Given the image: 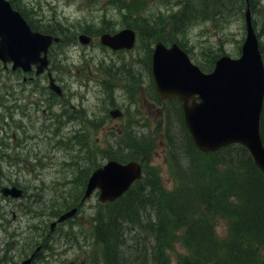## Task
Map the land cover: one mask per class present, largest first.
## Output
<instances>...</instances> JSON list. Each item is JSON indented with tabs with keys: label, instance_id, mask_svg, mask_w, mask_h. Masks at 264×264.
<instances>
[{
	"label": "rangeland",
	"instance_id": "1",
	"mask_svg": "<svg viewBox=\"0 0 264 264\" xmlns=\"http://www.w3.org/2000/svg\"><path fill=\"white\" fill-rule=\"evenodd\" d=\"M16 1L35 24L65 29L62 32L67 41L51 53L55 78L67 90L63 102L81 109L86 124L96 122L105 108L127 110V116L112 118L103 131L101 126L86 127L78 120L64 123L60 128L47 120L53 115L51 111L42 126L43 122L38 121L40 112L27 109L30 83L23 80L27 74L12 71L10 64L6 68L0 62V185L17 181L30 186L22 199L6 198L0 193V253L9 251L16 264H24L38 244L34 243L36 239L42 241L38 245L43 248L31 264H106L102 246L95 243L94 237L97 214L106 211L108 206L99 199L98 191L75 216L53 230L50 225L73 203L77 193L85 190L84 174L88 166L83 165L84 157L93 158L91 163L104 162L105 151H111L112 155L118 148L110 143L116 142L114 135L119 133L118 128H133L152 138L150 167L158 173L162 190L174 188L175 179L170 172L164 138V106L152 102L155 90L151 85L149 49L156 40L153 42L142 32L135 49L113 51L101 44L100 34L106 28L114 32L124 26H135L136 20L143 25L141 19L146 18L151 25L154 22L163 35L158 40L168 44L178 39L185 42L192 59L205 64L212 53L220 49L233 57L239 55L245 37L244 12L233 14L227 22L202 19L188 22L184 27L179 23L174 28L168 22L180 8L175 0H124L133 3L134 12L124 9L123 0ZM256 6L252 16L260 41L264 42V0H258ZM81 33L93 36L94 41L81 44L78 40ZM172 117L171 123L177 131L179 122L174 113ZM78 132L86 136V143L79 151L78 146L71 149L64 141H74ZM72 152L77 153L76 156ZM35 207H41L45 214L42 210L36 212ZM54 212L59 214H52ZM163 215H166L164 211L159 223L165 218ZM42 219L47 222L44 235L39 230ZM214 221L219 238L226 237L230 220L217 215ZM168 230L173 236L168 233L164 253L170 264H178V257L184 255L187 248L178 231L171 227ZM126 232V244L134 246L144 240L134 230L126 229ZM150 241L154 243L153 238Z\"/></svg>",
	"mask_w": 264,
	"mask_h": 264
},
{
	"label": "trees",
	"instance_id": "2",
	"mask_svg": "<svg viewBox=\"0 0 264 264\" xmlns=\"http://www.w3.org/2000/svg\"><path fill=\"white\" fill-rule=\"evenodd\" d=\"M257 2L258 0H250L253 7ZM175 4L180 6L179 11L171 15L168 23L177 28L179 23L184 27L188 22L202 19L216 23L227 22L233 14L243 13L246 1L175 0ZM125 6L129 12L135 11L133 3ZM141 22L144 27L136 20L135 24L138 26L135 25V28L140 33L143 32V36H150L153 42L163 38L154 22L151 25L146 18H142ZM151 50L152 47L149 53ZM215 58L213 55L210 58L212 61L204 65L203 69H211ZM174 103L177 105L174 115L181 131H175L174 128L171 130L169 125L167 134L171 138V145L174 144L170 149V161L176 186L163 191L160 177L153 171L152 175L145 176L143 182L131 188L123 197L108 204L106 211L98 212L94 237L95 243L102 246L106 264L126 262L128 254L121 250L127 239L126 229L129 232L134 230L137 236L144 239L140 240L142 256L136 264H170V259L164 253L168 233L173 236L168 227L179 232L182 243L188 249L187 254L180 256V264H264V173L242 145H230L214 153L200 151L184 124L180 103ZM261 133L264 140V110ZM74 138L72 144L69 143L71 149L75 147L77 139L82 141L84 135L79 132ZM149 143L143 132H127L118 139L119 145L134 146L128 153L130 158L146 156L148 159L151 154ZM136 149H139L140 155ZM106 153L109 158L117 157L113 156L114 153L109 155V151ZM72 154L76 156L77 153ZM126 158L127 156L118 159ZM99 164L100 162H96L90 165L84 179ZM81 197L82 192L77 193L68 208L79 205ZM231 197L236 200H231ZM34 210L43 211L41 207H35ZM163 211L166 215H163L165 218L159 223ZM55 213L59 214H52ZM216 215L227 217L231 221L229 233L224 238L217 235L214 221ZM43 220L40 222L44 225L39 222L42 235L45 234L44 227L47 223ZM151 238L154 243L149 242ZM34 240V243L42 242ZM138 243L137 241L136 244Z\"/></svg>",
	"mask_w": 264,
	"mask_h": 264
},
{
	"label": "water",
	"instance_id": "3",
	"mask_svg": "<svg viewBox=\"0 0 264 264\" xmlns=\"http://www.w3.org/2000/svg\"><path fill=\"white\" fill-rule=\"evenodd\" d=\"M246 39L238 58L222 56L213 72L205 73L193 64L187 53L176 43L170 47L158 41L153 52L152 71L160 97H179L184 117L195 143L204 151H213L230 143L239 142L250 148L259 166L264 170V147L260 136V116L264 100V61L258 37L246 10ZM88 42L86 36H81ZM58 37L35 31L9 0H0V59L14 62L28 70L33 62L41 60L39 70L47 64L40 58ZM132 29H123L111 35H102V42L115 49L134 45ZM192 99V100H191ZM135 162L122 165L110 160L96 169L87 183L85 197L96 188L101 189V200H113L131 181L139 176ZM3 193L18 197L22 190L4 187ZM73 208L59 217L72 216ZM31 257L24 264L29 263Z\"/></svg>",
	"mask_w": 264,
	"mask_h": 264
},
{
	"label": "bare ground",
	"instance_id": "4",
	"mask_svg": "<svg viewBox=\"0 0 264 264\" xmlns=\"http://www.w3.org/2000/svg\"><path fill=\"white\" fill-rule=\"evenodd\" d=\"M246 1V4H245V10L249 9L250 12L252 11H255L257 10V6L253 7L250 3V0H245ZM150 67V66H149ZM127 113V110H124L122 109L120 114L125 115ZM113 114V111L111 108H105L103 109V113L97 118L96 122H89V123H85L84 126L86 127H89V126H102L105 122H106V119L111 116ZM93 123V124H92ZM90 124V125H89ZM131 132H135L134 129H132ZM131 136H134L133 134H129ZM115 136V139H116V142H110L111 144H115L117 145L118 144V136L117 135H114ZM150 143H149V147H152L153 144H152V140H149ZM174 145V144H172ZM171 145V146H172ZM75 146L77 147L78 150H81L83 147H84V143L80 140V139H77L76 140V143H75ZM134 148V146H130V147H125V146H122L121 145H118V148L115 152V154H113V156H117V157H111L110 159L111 160H117L118 158H123L125 156L128 155V153ZM173 149V148H172ZM250 155L252 156L254 162L256 163V165L260 168V170L264 173V171L261 169V167L259 166L254 154L252 152H249ZM84 159H86L85 161V164H83L84 166H90V165H93L94 163H91L93 162V158L91 157H84ZM153 174V171H146L145 172V176H149V175H152ZM238 244V243H237ZM31 244L27 243V246H30ZM142 244L141 243H138L134 246L132 245H129V244H126V243H123V245L121 246V250L123 251V253H127V259H126V262L124 264H136L139 257L142 256V253H141V247ZM240 246V245H239ZM236 247V246H235ZM28 250V249H27ZM9 254V255H8ZM211 255V254H210ZM226 256V255H225ZM237 256V255H236ZM228 259V258H227ZM213 260V259H212ZM205 261V260H204ZM106 263V262H105ZM225 263V262H224ZM0 264H16V260L11 256V254L9 253V251H4L3 253H0ZM222 264V263H221ZM227 264V263H226ZM238 264V263H237Z\"/></svg>",
	"mask_w": 264,
	"mask_h": 264
},
{
	"label": "flooded vegetation",
	"instance_id": "5",
	"mask_svg": "<svg viewBox=\"0 0 264 264\" xmlns=\"http://www.w3.org/2000/svg\"><path fill=\"white\" fill-rule=\"evenodd\" d=\"M108 127L107 125H105L104 127H102L103 130H106Z\"/></svg>",
	"mask_w": 264,
	"mask_h": 264
}]
</instances>
